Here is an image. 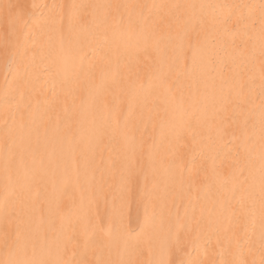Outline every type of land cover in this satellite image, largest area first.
Instances as JSON below:
<instances>
[{"label": "bare ground", "instance_id": "bare-ground-1", "mask_svg": "<svg viewBox=\"0 0 264 264\" xmlns=\"http://www.w3.org/2000/svg\"><path fill=\"white\" fill-rule=\"evenodd\" d=\"M0 46V264H264V0H0Z\"/></svg>", "mask_w": 264, "mask_h": 264}, {"label": "rangeland", "instance_id": "rangeland-1", "mask_svg": "<svg viewBox=\"0 0 264 264\" xmlns=\"http://www.w3.org/2000/svg\"><path fill=\"white\" fill-rule=\"evenodd\" d=\"M1 64L4 66L3 62ZM6 66L8 67V63L6 64ZM7 73H8V71H6L5 68L3 69V67H2L1 71H0V80L1 81H4V80L7 79ZM0 101H1V94H0ZM19 157H17L15 160H12V161L8 160V164L5 162L4 158H0V176H2V173L4 174L6 172L4 170L8 166V182H9V185H8V196L11 195V193H10V185H13L14 182L19 181L23 185L28 184L30 182V180L28 179V173H24L23 170L21 171L18 168L17 161L19 160ZM16 167H17V169H16ZM31 172L34 173V170H32ZM38 186L40 188H42V189L44 188L45 190H49L51 193H54V194H57V192H58L56 190V186L55 185H51L50 186V185H46V184L41 183ZM2 189L3 188H0V190H2ZM52 250L53 249H50L49 251H52Z\"/></svg>", "mask_w": 264, "mask_h": 264}]
</instances>
